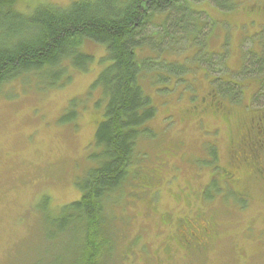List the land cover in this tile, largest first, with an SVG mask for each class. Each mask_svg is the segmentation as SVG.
<instances>
[{"label": "rangeland", "instance_id": "obj_1", "mask_svg": "<svg viewBox=\"0 0 264 264\" xmlns=\"http://www.w3.org/2000/svg\"><path fill=\"white\" fill-rule=\"evenodd\" d=\"M71 1L76 0H20L18 7L31 12L38 4L67 6ZM233 1L237 5L229 11L208 1L189 3L192 13L184 25L185 40L159 56L150 53L158 62L150 77L142 78V85L156 112L135 155L140 173L152 172L134 189L128 180L106 204L105 214L118 218L115 223L125 235L108 264H160L167 256L174 258L172 264H264V184L238 171L230 183L235 187L246 183L255 199L245 207L237 205L242 201L219 183L218 173L228 159L224 139L229 136V120L201 112L214 99L219 82H229L242 86V97L236 101L230 89L223 94L225 101L236 102L230 105L233 112L247 113L245 119L264 113V70L250 68L252 73L244 77L236 72L247 62L244 58L262 51L264 0ZM160 39L154 34L152 46ZM81 50L96 60L105 53L103 45L90 40ZM101 69L93 63L87 72L73 70L61 87L39 89L29 76L0 87V264L71 260L72 228L57 232L46 216H55L62 205L80 197L74 180L97 149L94 132L104 111L100 89H90ZM70 108L76 117L61 121ZM215 129L220 133L215 135ZM208 147L214 154L217 148V157ZM211 173L213 184L200 196ZM43 194L49 198L40 205ZM198 211L202 217L213 215L207 221L215 238L209 249L195 252L201 255L192 256L190 263L183 259V250L165 254L163 248L170 244L179 217L191 223Z\"/></svg>", "mask_w": 264, "mask_h": 264}, {"label": "trees", "instance_id": "obj_2", "mask_svg": "<svg viewBox=\"0 0 264 264\" xmlns=\"http://www.w3.org/2000/svg\"><path fill=\"white\" fill-rule=\"evenodd\" d=\"M19 1L0 0V87L11 81H23L26 76L35 78L36 87L42 90L61 87L69 81L73 70L87 72L93 63L102 65L90 89H100L104 111L94 132L93 143L97 149L88 155L89 166L74 180L80 197L62 205L55 216L46 217L52 226H57V232L72 228V257L66 264H108L111 256L119 253L118 248L122 247L121 244L118 247L119 239L125 235L115 223L118 218L105 214L106 204L115 193L124 190L128 180L133 187L140 180L150 179L152 172L140 173L135 155L139 138L145 135L156 112L147 87L142 85V78L150 77L152 66L158 62L150 53L154 51L159 56L185 40L184 25L189 23L192 13L189 3L208 1L224 11L234 9L237 4L233 0H76L67 6L42 3L31 12H23L18 7ZM154 34L161 35L157 46L151 43ZM85 40L103 45L104 55L96 60L83 52L81 46ZM171 40L175 42L172 44ZM260 40L262 51L244 58L247 62L236 71L241 77L251 74L250 68L264 70V35ZM165 44H170L167 49ZM241 87L219 82L214 99L207 102L201 112L204 115L218 113L222 121L231 120L232 127L236 124L234 117L238 119L242 115L241 121L245 120L247 113L231 110V103L236 102L229 103L222 98L230 89L236 101ZM76 115L70 108L61 121L74 119ZM208 148L217 157L216 149L214 154L212 147ZM218 169L219 183L229 187L236 201H242H237L239 207L255 199L246 183L235 187L229 182L226 164ZM213 176L211 173L201 186L200 196L213 184ZM254 177L252 180L258 179ZM48 198L43 194L39 204L47 202ZM200 201L207 207L206 200ZM210 211L214 214V209ZM201 213L198 211L191 223L179 217L170 244L163 248L165 254L183 250V259L190 263L192 256L201 255L195 252L209 249L215 238L207 229V221L213 215L202 217ZM169 258L167 256L160 264H172L174 258Z\"/></svg>", "mask_w": 264, "mask_h": 264}, {"label": "flooded vegetation", "instance_id": "obj_3", "mask_svg": "<svg viewBox=\"0 0 264 264\" xmlns=\"http://www.w3.org/2000/svg\"><path fill=\"white\" fill-rule=\"evenodd\" d=\"M214 132L215 135L220 133L218 129ZM225 137L228 156V169L225 173L229 182L235 178L238 171L243 170L251 179L257 176L261 179L260 183L264 184V113L251 117L249 115V118L239 120L233 127L232 121L229 120V136ZM215 149L217 156L218 150L216 147ZM229 167L232 170L229 171Z\"/></svg>", "mask_w": 264, "mask_h": 264}]
</instances>
